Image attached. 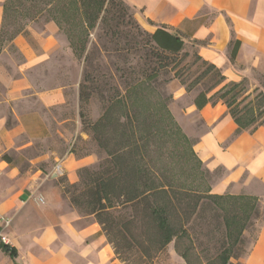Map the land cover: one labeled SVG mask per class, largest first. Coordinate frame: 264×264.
Returning <instances> with one entry per match:
<instances>
[{
	"label": "crops",
	"instance_id": "crops-1",
	"mask_svg": "<svg viewBox=\"0 0 264 264\" xmlns=\"http://www.w3.org/2000/svg\"><path fill=\"white\" fill-rule=\"evenodd\" d=\"M6 2L0 0V34ZM128 3L147 32L164 26L178 32L187 46L199 43L198 54L223 72L226 83L250 77V70L264 74V0ZM232 39L241 43L234 63ZM61 53L74 63L55 22L30 23L0 46V225L3 218L10 220L5 234L14 251L0 250V264H125L100 224L80 214L65 193L67 185L79 182V170L94 160L74 149L81 127L80 76L74 86L57 82ZM71 87L75 117H52V110L68 104ZM187 94L182 87L177 97ZM189 111L198 114L204 128L193 150L216 175L210 192L256 197L264 211V127L236 136L238 126L222 102L201 111L192 102ZM58 161H63L65 176L46 180ZM243 264H264V222Z\"/></svg>",
	"mask_w": 264,
	"mask_h": 264
},
{
	"label": "trees",
	"instance_id": "trees-1",
	"mask_svg": "<svg viewBox=\"0 0 264 264\" xmlns=\"http://www.w3.org/2000/svg\"><path fill=\"white\" fill-rule=\"evenodd\" d=\"M43 16L45 23L58 25L60 34L67 37L74 59L84 66L79 83L80 108L94 94L100 95L105 107L94 123L80 113L84 126L91 130L93 140L107 158L96 170L81 168L79 182L65 187L72 205L85 216L94 217L116 256L125 264L113 233L124 235L121 220L127 216L130 218L126 227L139 226L145 243L155 254L175 243L177 255L191 264L190 255L198 250L195 241L205 226L206 236L220 245L218 256L208 264H234L232 261L239 259L236 248L243 242L253 218L261 213L259 200L248 195H215L211 189L198 192L178 183L164 167L156 171L159 159L155 162L149 151L155 138H166L169 129L168 125L159 127L151 120L156 117L160 122L169 111L167 105L158 116L152 110L145 111L146 95L139 90L176 79L191 93L210 75L213 85L199 91L193 104L201 111L209 104L224 103L238 126L236 136L264 127V120L260 121L264 116V93L243 106L250 98L244 81L226 83L223 72L203 60L197 48L192 64L184 68L190 70L200 63L205 70L188 85L181 68L191 57L185 40L164 26L154 33L144 30L128 0H7L0 46L12 42L30 23H37ZM24 18L28 23L9 31ZM193 45L197 47L199 43ZM240 46L239 41L232 39L231 63ZM123 53L136 58L121 61L119 55ZM103 55L108 59L116 56L117 61L103 62ZM242 96L245 97L240 100ZM159 149L162 151V146ZM8 251L14 254L13 249Z\"/></svg>",
	"mask_w": 264,
	"mask_h": 264
},
{
	"label": "rangeland",
	"instance_id": "rangeland-1",
	"mask_svg": "<svg viewBox=\"0 0 264 264\" xmlns=\"http://www.w3.org/2000/svg\"><path fill=\"white\" fill-rule=\"evenodd\" d=\"M14 2H18V0H14ZM44 17L46 16L41 17L40 20L37 21V24L40 25V27L45 24ZM26 23H28V21L25 20V18L19 19L18 22H15L14 27L9 28V31L16 30L20 26H24ZM60 35L63 39L68 41L65 34L61 33ZM195 48L196 47L192 44L187 46L186 51L191 54V57L186 60L181 68L192 64V55ZM56 58L58 66L60 67L59 71L56 73L57 82L59 84L74 86L78 74L81 82L84 73V66L81 62L74 59L76 65L74 63L72 64L64 53H61ZM124 58L134 59L136 58V55H127V53L119 55L121 61H123ZM98 60L110 63L117 61V58L116 56H113L108 59L103 55L102 60ZM183 70L182 76L186 79V83L189 85L205 70V67L199 63V65L192 67L190 70H188V67H185ZM249 74L250 77L244 78L240 81H244V88L248 90L247 95L250 94V98L245 100V103L242 104L243 106H245L250 100H253L257 94L261 92L264 93V76L256 70H250ZM212 85L213 81H211L209 75L200 81L199 85H197L193 92H187L188 94L184 97H177L178 92L183 86L180 81L176 79L168 84L159 83L155 86H143L139 90L146 95L147 102L143 105L145 111L152 110L153 113L158 116L161 115V108H163L164 105H167L169 111V115L166 116V119L160 120L159 122L156 121L159 119L155 117L154 120H151L159 127L166 124L169 129L166 138L164 137L161 139L159 136L155 138L151 150L149 151L150 157L155 162L159 159V163H156L155 165V170L157 171L159 167H164L168 170V175L178 180V183L183 184V186L188 189L203 193L210 189L216 175L206 172L204 165L197 158L193 150L199 137L204 132V128L198 114L191 113L189 107L199 91L208 89ZM68 95H70L68 104L62 110H52V117H75L76 102L74 87H71V90L68 91ZM244 97L242 96L240 100ZM104 109L105 107H103L99 94H94L89 103L83 105V108H80L79 101L78 119L81 127L79 141L74 149L78 150L77 155H92L94 162L89 168L93 170H96L99 167L104 159L107 158V155L106 153H101L99 150L97 142L93 140L94 138L91 130L84 126V120L81 119L80 113L82 111L86 116V120L94 123L103 115ZM262 110H264V107ZM261 119L262 120L260 121H263L264 116ZM160 146L163 148L162 151H159ZM80 214L84 215V213ZM129 218L130 216H127L121 220L125 232L123 236L116 232L113 233V238L116 240L119 249L118 252L121 253V258L126 264H187L186 261L175 252V243H172L166 251L162 253L155 254V251H151V247L145 243L143 230L139 226L126 227L125 224L128 222ZM263 221L264 211L261 209L260 215L253 218L251 225L243 237V242L235 250L236 256L238 255L239 259L233 260L232 262L234 264H243L246 254L249 253L251 246L254 244ZM201 228L202 231H200L201 234H199V239H196L195 241L198 250L190 255L191 264L212 263L220 252L219 242L216 239L211 240L206 236L207 229L205 226ZM197 231L199 230L197 229ZM184 246H188V243Z\"/></svg>",
	"mask_w": 264,
	"mask_h": 264
},
{
	"label": "built area",
	"instance_id": "built-area-1",
	"mask_svg": "<svg viewBox=\"0 0 264 264\" xmlns=\"http://www.w3.org/2000/svg\"><path fill=\"white\" fill-rule=\"evenodd\" d=\"M46 176V180L51 179H61L65 176V168L63 167V161H58L52 169H50ZM39 201H43L39 198ZM10 225V220L3 218L0 225V250H10L11 241L9 237L5 234V230Z\"/></svg>",
	"mask_w": 264,
	"mask_h": 264
}]
</instances>
